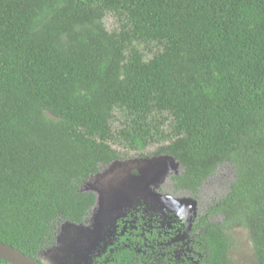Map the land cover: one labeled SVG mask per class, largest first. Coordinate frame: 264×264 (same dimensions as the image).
Here are the masks:
<instances>
[{
	"label": "trees",
	"instance_id": "trees-1",
	"mask_svg": "<svg viewBox=\"0 0 264 264\" xmlns=\"http://www.w3.org/2000/svg\"><path fill=\"white\" fill-rule=\"evenodd\" d=\"M107 12L124 15L118 30ZM134 43L162 49L146 60ZM115 108L137 147L159 133L151 114L172 117L155 154L181 167L175 191L195 197L234 165L229 191L190 232L205 264H233L229 232L242 225L264 264V0H0L1 243L42 261L54 222L86 220L96 198L81 184L119 158ZM135 256L122 245L98 264Z\"/></svg>",
	"mask_w": 264,
	"mask_h": 264
},
{
	"label": "rangeland",
	"instance_id": "rangeland-1",
	"mask_svg": "<svg viewBox=\"0 0 264 264\" xmlns=\"http://www.w3.org/2000/svg\"><path fill=\"white\" fill-rule=\"evenodd\" d=\"M120 18L107 12L103 23L108 31L118 30ZM147 60L162 46L134 43ZM109 143L119 158L85 180L80 189L95 194V204L83 223L54 222V238L40 258L45 264H98L122 245L135 250L133 264H205L197 233L190 232L193 221L230 189L236 172L224 161L200 187L197 196L175 191L171 177L181 172L171 157L155 154L156 148L172 137V117L151 114L159 130L148 144L137 147L124 139L121 130L128 119L115 108ZM160 138V140H157ZM211 221L220 223L221 216ZM233 245L229 256L233 264H256L245 227L230 230Z\"/></svg>",
	"mask_w": 264,
	"mask_h": 264
},
{
	"label": "water",
	"instance_id": "water-1",
	"mask_svg": "<svg viewBox=\"0 0 264 264\" xmlns=\"http://www.w3.org/2000/svg\"><path fill=\"white\" fill-rule=\"evenodd\" d=\"M0 259L10 264H45L28 256L12 246L0 242Z\"/></svg>",
	"mask_w": 264,
	"mask_h": 264
}]
</instances>
